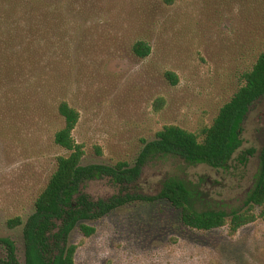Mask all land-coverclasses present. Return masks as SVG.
I'll return each instance as SVG.
<instances>
[{"label":"rangeland","instance_id":"rangeland-1","mask_svg":"<svg viewBox=\"0 0 264 264\" xmlns=\"http://www.w3.org/2000/svg\"><path fill=\"white\" fill-rule=\"evenodd\" d=\"M46 3L53 6L26 9L16 19L0 6V238L14 242L20 263L22 226L9 228L7 221H26L56 158L68 154L53 141L63 127L62 101L80 114L73 137L84 146L82 165L133 166L143 142L164 126L195 134L210 126L264 51V0ZM138 41L150 47L147 57L133 53ZM241 139L226 168L180 167L168 159L148 164L132 185L106 178L83 190L94 201L153 197L163 180L185 174L207 194L200 210L230 214L242 207L258 173L264 97L246 114ZM255 213L253 223L231 235L228 226L185 227L166 200L135 201L84 221L94 233L86 237L77 227L69 244L77 246L76 264H264V216L260 208ZM5 254L0 246V260Z\"/></svg>","mask_w":264,"mask_h":264},{"label":"trees","instance_id":"trees-1","mask_svg":"<svg viewBox=\"0 0 264 264\" xmlns=\"http://www.w3.org/2000/svg\"><path fill=\"white\" fill-rule=\"evenodd\" d=\"M0 6L10 9V16L16 19L24 18L26 9L51 7L53 4H47L46 0H0ZM132 50L141 58L150 54V47L142 41L136 42ZM165 77L171 85L178 82L174 73L167 72ZM241 81L242 85L220 108L211 125L203 128L200 134L176 125H166L156 133L154 140L143 142L133 166L125 162L114 166L82 165L84 146L73 137L80 114L66 101H62L57 111L63 118V127L54 134L53 141L68 154L56 158L55 170L37 196L34 211L26 221L20 217L7 221L9 228L22 226L24 263L17 259L14 242L9 238H0V246L6 253L0 264H76L77 246L69 244L71 232L79 227L86 237L91 236L94 229L85 225L84 221L97 220L135 201L151 203L166 200L180 211L181 222L185 227L203 232L228 226L230 234L234 235L241 227L258 218L255 213L257 208L261 209L259 216H264V146L259 155L254 185L239 208L241 210L230 214L221 210H200L199 205L207 201V194L197 183L187 179L185 174L163 180L161 190L153 197L126 194L115 195L106 201H94L83 190L87 182L106 178L115 186L132 185L148 164L168 159L180 162V167L207 165L215 169L226 168L242 144V124L246 114L253 104L264 97V51L251 69L242 74ZM163 104V99H158L157 109H161ZM252 154L253 151L249 150L246 156Z\"/></svg>","mask_w":264,"mask_h":264}]
</instances>
